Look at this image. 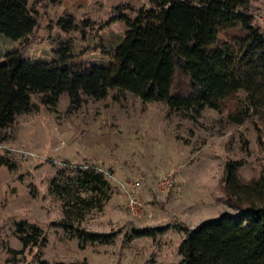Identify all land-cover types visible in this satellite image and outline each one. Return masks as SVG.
I'll use <instances>...</instances> for the list:
<instances>
[{
  "label": "rangeland",
  "instance_id": "rangeland-1",
  "mask_svg": "<svg viewBox=\"0 0 264 264\" xmlns=\"http://www.w3.org/2000/svg\"><path fill=\"white\" fill-rule=\"evenodd\" d=\"M28 4L36 25L22 46L25 58L52 63L58 46L66 44L76 58L105 63L104 50L118 43L126 28L124 19L107 22L108 17L119 12L132 17L149 0ZM248 11L264 28V0H250ZM67 12L70 22L64 28L57 19ZM21 42L0 32V62ZM236 94L244 100L246 91L239 87ZM39 95L31 93L36 109L17 113L1 129L0 151L15 165H0V264L39 258L82 264H177L188 228L221 210H238L219 188L225 160L238 158L244 179L258 175L264 166V145L258 138L264 137V105L261 114L250 113L238 124L228 120L225 106L171 107L116 87L102 98L62 92L54 104L39 102ZM80 167L101 171L106 191L79 189ZM169 170L172 183L158 189L156 176ZM131 178L140 179L137 194L144 208L139 215H131L125 204L121 182ZM53 180L68 192L53 191ZM79 195L90 196L92 203ZM20 218L39 225L46 237L43 245L22 246L15 234V220ZM85 232L105 236L85 239ZM8 247L19 250L14 261L7 260Z\"/></svg>",
  "mask_w": 264,
  "mask_h": 264
},
{
  "label": "trees",
  "instance_id": "trees-1",
  "mask_svg": "<svg viewBox=\"0 0 264 264\" xmlns=\"http://www.w3.org/2000/svg\"><path fill=\"white\" fill-rule=\"evenodd\" d=\"M249 1L149 0L132 17L122 12L108 17L107 22L124 19L126 28L119 42L104 50L107 62L87 63L61 44L56 49L57 59L48 63L31 61L22 54L36 25L28 0H0V32L22 41L0 62V141L1 129L17 113L37 108L32 92L40 93L39 102L54 104L62 92L75 97L83 91L102 98L110 87H116L142 100L165 101L171 107L225 106L228 120L238 124L250 113L261 114L264 28L252 21ZM70 16L67 12L57 21L67 28ZM239 87L246 91L244 100L236 94ZM228 100L231 103H226ZM258 138L264 145V137ZM240 163L238 158L226 159L219 177L226 201L238 210H221L188 228L179 244L177 264H264V166L258 175L244 179L238 173ZM2 164L13 167L15 161L0 151ZM77 171L79 189L106 191L101 171L91 167ZM53 184L57 194L68 192L64 184ZM79 197L92 203L90 196ZM15 234L23 247L41 246L46 240L39 225L24 218L15 220ZM100 236L105 234H84L85 239ZM7 250V260L14 261L19 250ZM21 264L82 263L39 258Z\"/></svg>",
  "mask_w": 264,
  "mask_h": 264
},
{
  "label": "built area",
  "instance_id": "built-area-1",
  "mask_svg": "<svg viewBox=\"0 0 264 264\" xmlns=\"http://www.w3.org/2000/svg\"><path fill=\"white\" fill-rule=\"evenodd\" d=\"M172 183L171 170L160 173L156 176V187L160 190L167 189ZM123 194L125 197V204L128 212L131 215H139L144 208L143 202L137 194L138 187L140 186V179H130L121 182Z\"/></svg>",
  "mask_w": 264,
  "mask_h": 264
}]
</instances>
